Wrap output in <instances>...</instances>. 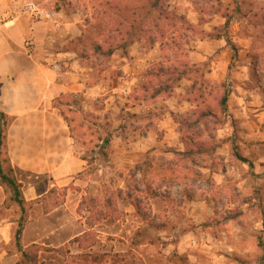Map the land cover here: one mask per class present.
Returning <instances> with one entry per match:
<instances>
[{"label": "rangeland", "instance_id": "obj_1", "mask_svg": "<svg viewBox=\"0 0 264 264\" xmlns=\"http://www.w3.org/2000/svg\"><path fill=\"white\" fill-rule=\"evenodd\" d=\"M34 1L47 11L59 6L80 12L84 33L83 40L77 42L80 49L90 44V38H104V34H99L95 27L98 28L112 18L113 21L114 18L118 20L116 13L106 3L116 4L120 0ZM136 1L142 6L139 14L144 18L150 10L152 0ZM221 1L225 8L231 4L230 0ZM217 4V0H161V30L165 32L171 27L179 34H200V28L207 29L220 22L218 18L208 24L203 22L208 18L206 14L219 8ZM236 4L237 7L233 9L239 10L237 13L242 15L249 14L250 26L247 27H251L262 42L264 0H243V7L239 6V0H236ZM121 6L125 7V3ZM129 14L131 17V13ZM153 19L155 20V14ZM145 21L147 26L155 23L149 17ZM221 28H225L224 24ZM222 29L215 30L212 35L222 32ZM229 30L225 29V33ZM159 41L165 43L166 39L160 38ZM179 41L185 50L198 45L192 42L188 45L182 39ZM143 43L150 46L148 41ZM163 62L170 64L168 55ZM99 70L101 68L95 66V79L103 76L104 72ZM108 70V74L116 76L118 69L109 67ZM195 77L199 78V75L196 74ZM229 82H224L226 88L213 85L206 87V92L210 93L208 100L215 110L219 111L218 103L224 92L232 89ZM249 89L258 95L252 109L259 110L248 111L256 121V144L250 143V147H246V143L238 144L235 132L231 135L232 143L229 146L224 145L215 150L213 144L218 143L216 135L225 137L228 128L231 130V122L233 125L235 122V119L230 120L229 109L227 113L220 110L217 119H205L209 130L205 132L203 140L210 143H205L203 153L197 158L206 162V169L195 167L191 165L190 159L168 154L162 148L139 158L143 162L145 178L151 185L150 191L145 190L144 185H141L140 191L135 190L141 176L135 168L132 155L116 153V149L112 147L106 153L100 151V138L113 130V127L109 129L105 126L106 119L99 121L96 116L91 115L96 112L91 111L90 107L88 109L80 97L68 96L63 102H56L59 111L69 121L74 120L71 122L72 126L80 122L86 123L84 129L79 130L74 126V137L76 143H79L77 154L90 159V164L85 172L76 175L65 187L51 186L48 175L18 173V177L15 171L25 197L24 211L12 200L11 187L0 183V264H197L192 258H202L206 254L201 251V244H213L215 239L222 236L235 245L233 256L229 254L230 249L220 251L232 256L234 264H264V172L256 173L255 166L250 169L242 168L240 164L243 161L237 157L238 153L247 154L258 160L264 153V123L256 116L258 112L264 111V86L260 83ZM100 105L96 102L93 110ZM124 116L135 125L136 120L131 114L124 113ZM181 116V120L186 119L188 112ZM115 117L110 116V120L113 122ZM100 125L106 128L104 133L99 130ZM87 126L93 128L87 129ZM90 129L97 133L93 134ZM184 134L187 135L186 131ZM5 158L3 155L2 160ZM175 163L179 166H175ZM3 166L9 172L6 161ZM185 189L192 193L193 198L184 197ZM129 192L133 199L141 203L142 214L132 204ZM34 193L39 195L34 196ZM110 202L111 208L115 209L116 218L113 216L101 219L97 214L101 210H107ZM133 208L136 211H130ZM22 215L24 228L21 245L29 255L27 262L23 260L16 243V231ZM189 237L190 240L196 239L199 245H187V250L182 251L178 242L185 238L183 241L188 243Z\"/></svg>", "mask_w": 264, "mask_h": 264}, {"label": "crops", "instance_id": "obj_2", "mask_svg": "<svg viewBox=\"0 0 264 264\" xmlns=\"http://www.w3.org/2000/svg\"><path fill=\"white\" fill-rule=\"evenodd\" d=\"M220 1L217 0L219 8L206 14L208 18L203 21L208 24L218 18L217 26L200 28V34H173L169 37L172 47L167 48L160 41L150 42V46L145 45V41H135L126 53L118 49L107 64L102 65L77 45L83 36L79 11L56 7L52 11L43 9L44 13L35 17L23 10L24 0H0V109L9 117L6 153L17 174L48 175L51 186L65 187L88 169L90 163L77 154L79 143L74 137V126L80 130L86 123L72 126L74 120L69 121L56 106V102H63L68 96L80 97L88 109L96 112L91 115L97 120L106 119L105 126L113 127L110 147L116 149V153L132 155L135 165H142L139 161L142 155L159 148L168 154L185 152L188 143L183 138L181 115L198 108L197 103L188 98L194 79L182 75L169 93H156L157 86L165 80L162 65L166 55L170 60L167 65L190 64L203 69L204 77L200 78L199 85L205 92L207 86L231 82L228 109L230 120L235 119V122L234 125L231 122L227 137L216 135L219 148L229 146L235 132L238 144L255 145L256 121L248 111L259 110L252 109L258 95L249 88L260 83L264 86V37L260 42L252 28L247 27L250 26L249 14L234 10L236 0H230L227 7L234 6L230 10ZM242 3L243 0H239V6L243 7ZM228 20L226 30H230L225 33L221 25ZM219 29L223 31L212 35ZM179 39L188 45L190 42L198 45L185 50ZM95 66L104 72L97 79ZM109 67L118 69L116 76L108 74ZM96 102L101 105L93 110ZM124 113L133 116L135 125L127 121ZM110 116H116L115 122ZM256 116L264 123V111ZM105 129L99 126L102 133ZM242 156L252 162L256 173L264 172V153L258 160L247 154ZM190 163L200 169L207 168L200 163ZM240 165L250 169L249 162ZM137 172L142 176L141 169ZM183 239L178 242L182 251L187 250V245H199L196 239L190 240L191 237L188 243ZM201 247L205 256H189L197 264L235 263L232 257L235 245L223 236L213 244L203 242ZM226 249H230L232 256L220 252Z\"/></svg>", "mask_w": 264, "mask_h": 264}, {"label": "trees", "instance_id": "obj_3", "mask_svg": "<svg viewBox=\"0 0 264 264\" xmlns=\"http://www.w3.org/2000/svg\"><path fill=\"white\" fill-rule=\"evenodd\" d=\"M123 3H125V7L121 6ZM139 3L136 0H120L116 4H112V2L106 3L109 4L111 10H113L116 13L115 16L118 17V20H115L114 18L113 21L112 18L111 20L109 19L110 21L108 20V22H106L105 24H100L98 28L95 27V30L99 34L102 35L104 34L103 36L104 38L102 40L99 39L93 40L90 38L89 40L90 44H87L84 47V50L86 51V54L88 55L89 58L93 56L97 61H99L103 65V62H107L111 58V56L116 52V50L119 49L123 53H126L128 47L135 41H148L149 43L150 42L154 43L155 41H159L161 38V39H166L165 41L166 46L172 47L169 37H171L173 34H176L175 36H177L179 32L175 30V28L172 30L171 27L170 28L172 32L170 28H167L168 32L167 31L163 32V30H161L162 26L159 20V14H160L159 10L161 6V0H152L150 2V10L144 18L139 14L142 8L141 4ZM99 6L101 8L102 3H100ZM59 8L61 7L58 6L57 9ZM101 9L102 11L104 10V8ZM212 11L213 12L216 11V8L213 9ZM129 13H131V17ZM154 14H155V20L153 19ZM148 17L150 20L154 21L155 23L150 26L145 25L144 24L146 22L145 20ZM228 26H229V20L225 23L224 29H227ZM82 40H83V36L78 39L79 42H81ZM162 66H163L162 71L164 72L163 78H165V80L161 81L160 84L157 86L156 93L159 92L169 93L171 91L170 89L173 86V84L176 83L178 79L182 77V75H188L194 79V84L191 86L189 90L188 98L191 101H195L198 105V108L188 111V116L186 117V119L182 120V128L184 129L183 132L186 131L187 134L185 135L183 133L184 134L183 138L188 143V148L186 149L185 152L177 155H179L182 158L186 157L187 159H190L195 163H200L206 167V162H202L204 161L203 159L197 158V156L199 157V155L203 153L202 151L205 147L204 145L206 144L208 145L210 143L207 140L205 141L203 140L205 132L209 130L205 119L208 117L217 119L219 115L218 112H220V110L224 113L228 112V98L230 95V89L226 90L224 92V96L219 100L218 103L219 107L217 108L219 109V111L215 110L214 106H212L210 103L211 101L208 100V98L210 97L209 96L210 93L205 92L204 87L199 85V81H201L204 77L203 69L192 66L190 64H185L181 67L177 66L175 63H171V65L164 64ZM196 74L199 75V78L195 77ZM225 86H226L225 83H221V85L217 87L226 88ZM216 122L219 123V121ZM8 126H9V117L0 109V183L6 184L7 186L11 187L13 192L12 200H14L17 204H19L22 207V210L24 211L25 197L21 189L22 184L21 182L18 181L17 177L15 176L14 174L15 170L6 153V137H7ZM112 136H113L112 133L107 132L105 133V136H103L102 138L99 137L100 139H102L100 151L102 150V152L105 153L107 152V150L110 148V142ZM199 141H204V142L202 143ZM213 145L215 146L214 147L215 150L220 147V143H214ZM3 155H5L6 157L4 161H6L7 164L9 165L8 167L9 172H6L3 166L4 163V161L2 160ZM83 157L87 159L90 163V159L86 158L85 156ZM237 157L243 162H249L250 167H253L252 162H250L247 158L243 157L241 154L238 153ZM135 168L141 169L143 173L141 179L139 180V186H136L135 190L140 191L142 187L141 185H144L146 187L145 190L150 191L151 185L148 184V181L145 178L146 175L144 173L143 166L141 164H138L136 165ZM178 183L184 184L182 181ZM128 186L131 188L130 185ZM142 191L143 190H141V192ZM121 192L122 190L119 191V193ZM130 193L131 192H129V198L132 199V204L136 207L138 212L142 214V209L140 208L141 203H139L137 199H133ZM184 194L189 199L192 198L193 196L192 193L188 192L186 189L184 190ZM110 204L111 202L109 203L108 206L109 208L107 210H101V212L97 214L99 217H101V219H106L108 217L115 216L116 213L115 209H112ZM23 228H24V216L22 215L19 221V227L16 231V243L19 250L22 252V256L24 258L23 260L27 262V260H29V255L22 249V245H21Z\"/></svg>", "mask_w": 264, "mask_h": 264}, {"label": "built area", "instance_id": "obj_4", "mask_svg": "<svg viewBox=\"0 0 264 264\" xmlns=\"http://www.w3.org/2000/svg\"><path fill=\"white\" fill-rule=\"evenodd\" d=\"M23 10L36 17H40V15L44 13L43 9H41L34 0H25ZM45 16H48V14ZM30 52H32V50H30Z\"/></svg>", "mask_w": 264, "mask_h": 264}]
</instances>
